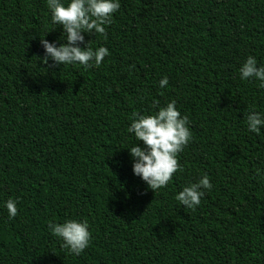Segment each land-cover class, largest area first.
<instances>
[{"label": "trees", "instance_id": "obj_1", "mask_svg": "<svg viewBox=\"0 0 264 264\" xmlns=\"http://www.w3.org/2000/svg\"><path fill=\"white\" fill-rule=\"evenodd\" d=\"M119 2L84 34L108 49L85 69L43 59L41 38L63 42L46 0H0V264H264V128L244 120L264 113V89L238 75L249 55L264 64V0ZM173 100L191 139L154 193L127 128ZM202 175L212 188L180 206ZM69 218L91 233L78 255L48 229Z\"/></svg>", "mask_w": 264, "mask_h": 264}, {"label": "clouds", "instance_id": "obj_2", "mask_svg": "<svg viewBox=\"0 0 264 264\" xmlns=\"http://www.w3.org/2000/svg\"><path fill=\"white\" fill-rule=\"evenodd\" d=\"M50 10L51 22L62 28L63 42H49L40 39L44 49L45 61L51 59L56 65H81L85 69L98 67L108 55V49L99 46L93 49L85 41V33L105 32V26L113 14L119 9V0H46ZM61 40V37L58 38ZM83 45V46H82ZM238 75L241 81H256L257 87L264 89V64L249 55L240 64ZM168 84L165 76L159 80V87ZM246 130L259 134L264 128V113L249 110L244 117ZM135 140L142 141L143 146L136 143L127 148L132 159V173L145 182L154 193L167 185L172 175L180 168L177 155L190 141L188 117L181 115L175 101H169L149 114L133 113L127 128ZM212 184L207 175L184 186L175 194L174 199L182 207L194 209L201 202L205 190ZM10 220L17 215V202L11 198L3 202ZM51 234L63 241V247L73 255L80 254L89 246L91 233L85 220L65 219L63 222L49 223Z\"/></svg>", "mask_w": 264, "mask_h": 264}]
</instances>
